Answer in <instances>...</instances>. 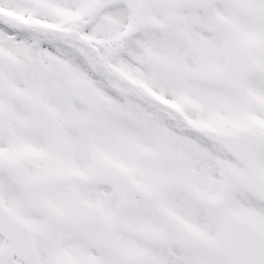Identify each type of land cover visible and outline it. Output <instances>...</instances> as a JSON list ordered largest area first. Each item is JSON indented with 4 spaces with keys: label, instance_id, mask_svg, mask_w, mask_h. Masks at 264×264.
Wrapping results in <instances>:
<instances>
[{
    "label": "snow or ice",
    "instance_id": "6c2138e0",
    "mask_svg": "<svg viewBox=\"0 0 264 264\" xmlns=\"http://www.w3.org/2000/svg\"><path fill=\"white\" fill-rule=\"evenodd\" d=\"M0 264H264V0H0Z\"/></svg>",
    "mask_w": 264,
    "mask_h": 264
}]
</instances>
